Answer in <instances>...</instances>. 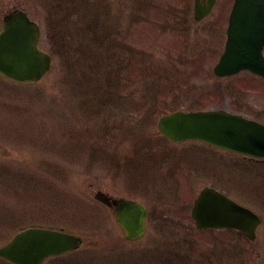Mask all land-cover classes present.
<instances>
[{"label": "rangeland", "instance_id": "1", "mask_svg": "<svg viewBox=\"0 0 264 264\" xmlns=\"http://www.w3.org/2000/svg\"><path fill=\"white\" fill-rule=\"evenodd\" d=\"M230 2L193 23L192 0H0V27L12 8L26 11L52 58L38 83L0 79V244L23 228H63L86 244L68 264H165L166 254L185 255L189 208L211 186L262 219L258 240L233 264H264V164L167 145L155 128L174 110L224 109L264 123V82L213 75L225 40L215 26ZM96 190L146 205V236L123 244ZM204 241L179 264H228L204 261L215 242Z\"/></svg>", "mask_w": 264, "mask_h": 264}, {"label": "water", "instance_id": "2", "mask_svg": "<svg viewBox=\"0 0 264 264\" xmlns=\"http://www.w3.org/2000/svg\"><path fill=\"white\" fill-rule=\"evenodd\" d=\"M215 0L201 8L196 0L195 19L207 14ZM39 30L25 13L4 17L0 32V75L29 83L42 78L50 68V57L38 49ZM264 0H234L224 52L214 72L219 76L242 69L264 78ZM158 131L172 142L199 140L218 148L264 159V125L225 110L175 111L162 116ZM95 199L115 206V221L128 241L145 233L146 210L137 201L114 199L98 192ZM191 216L197 228H237L255 237L259 218L217 190L204 188L194 201ZM79 236L42 228L20 231L0 248V255L16 264H42L49 256L79 248Z\"/></svg>", "mask_w": 264, "mask_h": 264}, {"label": "flooded vegetation", "instance_id": "3", "mask_svg": "<svg viewBox=\"0 0 264 264\" xmlns=\"http://www.w3.org/2000/svg\"><path fill=\"white\" fill-rule=\"evenodd\" d=\"M84 248V247H83ZM73 253L54 256L45 260L44 264H68L69 261L66 259L69 258ZM0 264H10L8 261L0 257Z\"/></svg>", "mask_w": 264, "mask_h": 264}, {"label": "trees", "instance_id": "4", "mask_svg": "<svg viewBox=\"0 0 264 264\" xmlns=\"http://www.w3.org/2000/svg\"><path fill=\"white\" fill-rule=\"evenodd\" d=\"M59 3L61 4L62 3V0H59ZM74 7H76V6H74ZM105 40V39H104ZM120 41H116L115 40V43H116V45L118 44V46L120 47V44L121 43H119ZM192 245H194V243H192ZM196 245V244H195ZM195 245L192 247V248H195ZM195 250V249H194ZM229 256L230 257H235V255H232V253H229ZM208 257H209V255H208Z\"/></svg>", "mask_w": 264, "mask_h": 264}]
</instances>
